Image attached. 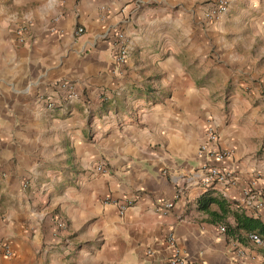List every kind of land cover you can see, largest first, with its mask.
<instances>
[{
	"label": "crops",
	"instance_id": "crops-1",
	"mask_svg": "<svg viewBox=\"0 0 264 264\" xmlns=\"http://www.w3.org/2000/svg\"><path fill=\"white\" fill-rule=\"evenodd\" d=\"M6 2L0 264H168L171 232L190 264H264V244L235 229L237 211L264 223L240 206L248 182L264 188V12L253 37H223L227 17L208 19L202 0H49L18 37ZM215 105L228 107L224 126ZM210 121L229 155L200 151ZM200 164L238 181L182 188Z\"/></svg>",
	"mask_w": 264,
	"mask_h": 264
},
{
	"label": "built area",
	"instance_id": "built-area-1",
	"mask_svg": "<svg viewBox=\"0 0 264 264\" xmlns=\"http://www.w3.org/2000/svg\"><path fill=\"white\" fill-rule=\"evenodd\" d=\"M205 15L210 20H217L220 17L226 15L231 9V0H207ZM22 29V28H21ZM84 32V28H79L77 33L81 34ZM20 37H23V32L20 31ZM115 41V50L114 58L117 64H124L127 61L129 56V48L126 42V36L123 32L117 31L114 34ZM76 93H71L68 96L67 101L72 102L76 98ZM50 107H55V101L50 102ZM219 129L218 125L210 121L206 127V140L200 146V151H212L213 153L219 152L220 157L229 155V151L221 152L217 150V142L219 141ZM108 167L105 162L99 163L95 167V171L99 173H107ZM238 181V174L234 169L231 168H222L216 165L200 164L197 167L191 169L188 173V178L186 180V185L182 188L196 187L202 190H210L217 186L223 187V190H227L229 187L235 185ZM178 195V194H177ZM173 206V202H168L166 208L170 209ZM240 206L252 212L255 215H264V188L261 187L257 181L252 180L248 182L246 187L243 190V197L240 200ZM59 227L65 226L64 221L58 222ZM221 229L226 231V226H222ZM250 238L258 243L264 244L263 238L260 234L256 232L250 233ZM166 241L171 247V256L168 260V264H190L187 255L184 250L178 245L177 237L174 232H171L167 235ZM5 252L7 255L11 256L13 251L6 244ZM149 253H152L149 250ZM241 254L244 255V252L241 251Z\"/></svg>",
	"mask_w": 264,
	"mask_h": 264
},
{
	"label": "rangeland",
	"instance_id": "rangeland-1",
	"mask_svg": "<svg viewBox=\"0 0 264 264\" xmlns=\"http://www.w3.org/2000/svg\"><path fill=\"white\" fill-rule=\"evenodd\" d=\"M46 1L48 2L49 0H23L21 5H17L14 3V0H7V10L11 17L17 16L20 18L15 21L16 26L13 30L18 37L20 36V31L26 33L29 27L28 19L25 18L26 15L30 13L32 9L36 8V5H40ZM207 2V0H202V5H206ZM263 12L264 0H231V9L225 15V17H227V22L223 37H237L238 35H241V37H253L252 31H250V29H252L250 19L255 15L260 16ZM245 15H247V18ZM214 109L216 114L220 115L218 123L224 126L227 119L224 121L222 118L228 114V107H216L215 105ZM260 112L264 115V102H262Z\"/></svg>",
	"mask_w": 264,
	"mask_h": 264
},
{
	"label": "trees",
	"instance_id": "trees-1",
	"mask_svg": "<svg viewBox=\"0 0 264 264\" xmlns=\"http://www.w3.org/2000/svg\"><path fill=\"white\" fill-rule=\"evenodd\" d=\"M207 194V193H205ZM202 200V199H201ZM217 199L215 198H210L207 202L206 201H201V208L202 209H207L208 204L210 202H215ZM236 216V221H237V226L235 227V229H243L244 232L246 231L247 233H251V232H257L258 234H260V236L264 239V223L261 222L258 219L249 217L243 213H241L240 211H237L235 213ZM229 232L232 233V227H228ZM264 251V249H263Z\"/></svg>",
	"mask_w": 264,
	"mask_h": 264
}]
</instances>
